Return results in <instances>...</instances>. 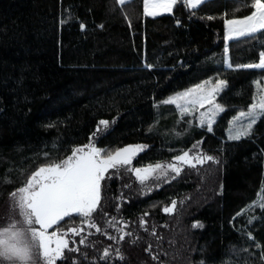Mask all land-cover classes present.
Instances as JSON below:
<instances>
[{"label": "trees", "instance_id": "16d2710c", "mask_svg": "<svg viewBox=\"0 0 264 264\" xmlns=\"http://www.w3.org/2000/svg\"><path fill=\"white\" fill-rule=\"evenodd\" d=\"M252 2L206 0L193 10L178 0L170 14L146 16L142 0H0V229L17 218L11 194L39 167L89 143L139 144L131 166L102 181L93 216L101 231L69 233L57 264H264V117L250 136L225 138L253 103L255 82L264 85V70L223 64L225 20L250 15ZM227 48L233 64L258 62L264 30ZM220 78L230 83L211 132L162 103ZM187 150L215 159L146 181L133 171ZM73 226L79 217L60 230ZM118 228L130 235L120 240Z\"/></svg>", "mask_w": 264, "mask_h": 264}, {"label": "snow or ice", "instance_id": "6c2138e0", "mask_svg": "<svg viewBox=\"0 0 264 264\" xmlns=\"http://www.w3.org/2000/svg\"><path fill=\"white\" fill-rule=\"evenodd\" d=\"M117 2L124 5L126 0H117ZM183 2L187 8L195 10L206 0H183ZM176 4L177 0H144V14L155 16L161 9L171 12ZM251 7L253 11L250 15L242 19L225 20L226 41L233 37H249L259 30H264V0H253ZM177 23L179 24L180 21ZM81 27L83 28L84 25L82 24ZM225 53L226 55L228 53L227 47ZM225 63L229 69H264V49L259 51L258 62L233 64L226 59ZM146 67L152 69L153 65L146 64ZM229 83L223 78L216 79L214 82L204 81L196 85L194 89L168 97L162 103L174 104L180 111L181 118L191 114L196 106L204 108L208 105L205 111L200 112L199 123L201 127L206 124L208 131L211 132L217 116L225 110V106L217 102L216 98L225 92ZM255 83L259 92L253 96V103L248 105L247 111H239L229 121L228 138L230 140H240L242 137L250 136L254 125L261 117H264V85L259 81ZM242 119H246V124L240 123ZM99 123L107 128L110 122L101 120ZM99 131L103 129L98 128ZM145 147V145L137 144L108 151L89 143L74 148L71 155L58 163L39 167L28 178L25 186L18 189V204L26 227H17L13 223L0 229V257L10 261L11 264H31L35 247L42 255L45 264H57L59 258L64 255V250L69 248L71 238L68 236L69 233L79 236L84 231L83 225L100 232L101 229L94 222L93 216L100 206L102 181L107 178L106 174L110 169L116 170L120 166L131 165L137 152ZM195 147L196 145H193V148ZM172 159L178 163H169L168 168L179 175L182 165L195 167L196 164L214 160L215 157L202 153L192 155L191 150H187ZM159 168L161 165L157 163L149 165L143 171L151 172ZM133 171L141 181L145 179L141 175V168H134ZM11 195L16 196L17 193L13 192ZM260 206L264 208V203ZM117 207L119 208V205ZM164 211L169 212L171 209L165 207ZM76 217L80 218L81 227L73 226L65 232L60 230V223L65 218L74 220ZM109 223L112 227H116L115 217ZM140 223L143 226L146 221L141 220ZM54 226L56 230L49 231ZM117 231L122 233L120 240H123L125 235H130L120 228ZM249 235L251 236V233ZM109 239L116 238L110 236ZM79 243L84 244L85 240L80 239ZM108 252L106 248L104 258H107ZM117 254H120L119 251Z\"/></svg>", "mask_w": 264, "mask_h": 264}, {"label": "rangeland", "instance_id": "374dc122", "mask_svg": "<svg viewBox=\"0 0 264 264\" xmlns=\"http://www.w3.org/2000/svg\"><path fill=\"white\" fill-rule=\"evenodd\" d=\"M127 1V0H126ZM178 1V0H177ZM150 9H151V5H150ZM158 12L159 13H161V14H170L171 12H168V11H164V10H158ZM158 14V13H157ZM242 19V18H241ZM259 31H261V30H259ZM259 31H257V32H259ZM256 32V33H257ZM226 34H227V30H226V26H225V24H224V61H223V64H224V67L225 68H228L227 67V65H226V63H225V60L226 59H228V53H227V55H226V53H225V48L227 47V45H228V43L231 41V40H234V39H238V38H235V37H233V38H231V39H229V40H225V36H226ZM239 38H242V37H239ZM229 60V59H228ZM260 70H264V69H260ZM214 82V81H213ZM200 84H202V83H200ZM199 85V84H198ZM210 86V85H209ZM255 87H256V90H257V93L259 92V89L257 88V85H256V83H255ZM195 88V86H192V87H190V88H188V89H194ZM188 89H186V90H188ZM186 90H182V91H180V92H177V93H184ZM177 93H175V94H173V95H171V96H175ZM171 105H173L174 107H175V109L177 110V112H178V114L179 115H181L180 114V111L176 108V106L174 105V104H171ZM208 108V105H205V107L204 108H199V106H196V109H194L193 110V112L191 113V114H187V115H185V116H192V117H195L196 118V122H197V126L198 127H201L200 126V123H199V117H200V112H203V111H205L206 109ZM248 110V108L245 110V111H247ZM222 113H220L218 116H217V118H216V120L218 119V117L221 115ZM262 118V117H261ZM260 118V119H261ZM259 121V120H258ZM257 121V122H258ZM246 119H242L241 121H240V123H242V124H246ZM215 124V123H214ZM213 124V125H214ZM203 127H205V129L208 131V129H207V125L205 124V126H203ZM229 127H230V125L228 124V126H227V128H226V130H225V138H226V140H229V141H231L229 138H228V129H229ZM202 128V127H201ZM209 132V131H208ZM243 138V137H242ZM143 150H144V148H143ZM143 150H141V151H138L137 152V155L133 158V160L143 151ZM133 162V161H132ZM175 163H178V162H175ZM129 167L131 166V165H128ZM183 166H186V165H182L181 167H183ZM147 169V168H146ZM144 169H142V172H141V175L142 176H144L145 177V179L143 180V181H146V180H148V179H150V178H159V176H161V175H164L166 172L168 173V172H171V173H173V174H176L175 172H173L171 169H169L168 168V164H165V165H162L161 166V168H159V169H153L151 172H145V171H143ZM111 171V169L109 170V172ZM109 172L106 174V177H107V175L109 174ZM139 179V178H138ZM140 180V179H139ZM141 181V180H140ZM27 183V182H26ZM25 186V185H24ZM16 193H17V195L16 196H13V195H11L10 196V198H9V203H10V207H12L11 208V211L13 210V209H16V216H17V218H15L14 217V220L10 223V224H13V223H15L16 225H17V227H26L25 225H24V223H23V220H24V217L21 215V210H20V207H19V204H18V200H19V192L18 191H16ZM66 219V218H65ZM9 224V225H10ZM9 225H7L6 227H8ZM6 227H3V228H6ZM34 227H39V225H34ZM2 229V228H1ZM49 231H50V229H49ZM28 236H29V238H30V233L28 234ZM0 264H11V262L10 261H8V260H6V259H4V258H2V257H0ZM31 264H45V261H44V259H43V257H42V255L40 254V252L38 251V250H36L35 249V247H34V249H33V259H32V261H31Z\"/></svg>", "mask_w": 264, "mask_h": 264}, {"label": "crops", "instance_id": "0c3cea01", "mask_svg": "<svg viewBox=\"0 0 264 264\" xmlns=\"http://www.w3.org/2000/svg\"><path fill=\"white\" fill-rule=\"evenodd\" d=\"M127 1H129V0H127ZM127 1H126V2H127ZM118 4H119V3H118ZM142 5H143V11H144V0H142ZM173 7H174V6H173ZM157 15H161V13L158 12Z\"/></svg>", "mask_w": 264, "mask_h": 264}, {"label": "water", "instance_id": "95a60500", "mask_svg": "<svg viewBox=\"0 0 264 264\" xmlns=\"http://www.w3.org/2000/svg\"><path fill=\"white\" fill-rule=\"evenodd\" d=\"M169 208L171 209L170 212H172V210H173V204H171Z\"/></svg>", "mask_w": 264, "mask_h": 264}]
</instances>
